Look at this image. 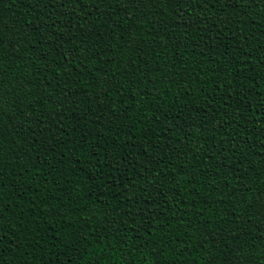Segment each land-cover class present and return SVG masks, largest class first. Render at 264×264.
Wrapping results in <instances>:
<instances>
[{
    "label": "trees",
    "instance_id": "trees-1",
    "mask_svg": "<svg viewBox=\"0 0 264 264\" xmlns=\"http://www.w3.org/2000/svg\"><path fill=\"white\" fill-rule=\"evenodd\" d=\"M0 264H264V0H0Z\"/></svg>",
    "mask_w": 264,
    "mask_h": 264
}]
</instances>
